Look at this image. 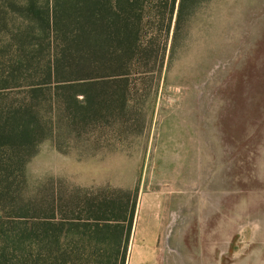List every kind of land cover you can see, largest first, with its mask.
I'll list each match as a JSON object with an SVG mask.
<instances>
[{
  "label": "rangeland",
  "instance_id": "374dc122",
  "mask_svg": "<svg viewBox=\"0 0 264 264\" xmlns=\"http://www.w3.org/2000/svg\"><path fill=\"white\" fill-rule=\"evenodd\" d=\"M177 6L163 70L133 74L125 107L104 96L77 114L59 83L43 88L52 135L5 210L32 232L15 261L119 264L93 231L90 205L135 200L130 240L169 242L172 252L186 245L192 264L196 242L214 240L235 252L226 255L234 264H264V255H243L264 251V0H199L178 19ZM85 84L97 95L119 86Z\"/></svg>",
  "mask_w": 264,
  "mask_h": 264
},
{
  "label": "trees",
  "instance_id": "16d2710c",
  "mask_svg": "<svg viewBox=\"0 0 264 264\" xmlns=\"http://www.w3.org/2000/svg\"><path fill=\"white\" fill-rule=\"evenodd\" d=\"M198 1L0 0V264H21L12 252L32 238L30 228L16 226L22 223L8 219L5 210L24 184L26 163L52 135L38 101L45 85L59 83L62 103L80 104L77 114L104 96L125 107L133 74L163 70L177 3L178 19ZM152 14L158 20L155 36ZM106 80L119 85L114 93L85 91L86 81ZM120 84H125L121 91ZM135 211V200L131 205L106 201L97 211L90 205L93 231L112 243L119 264H126ZM114 212L120 217L108 219Z\"/></svg>",
  "mask_w": 264,
  "mask_h": 264
},
{
  "label": "crops",
  "instance_id": "0c3cea01",
  "mask_svg": "<svg viewBox=\"0 0 264 264\" xmlns=\"http://www.w3.org/2000/svg\"><path fill=\"white\" fill-rule=\"evenodd\" d=\"M196 243L197 250L194 253L193 264H234L233 258L228 260L227 254L234 256L235 252H220L218 241L201 240ZM175 247L176 246H170L169 242L161 243L151 239L130 240L126 264H192L190 257L187 256L186 245L184 246L185 250L172 252L171 248ZM178 248H180V246ZM227 248L230 249L229 246ZM220 254L222 256H220ZM243 255L247 257L256 255L262 256L264 255V251H245ZM243 264L251 263L244 262Z\"/></svg>",
  "mask_w": 264,
  "mask_h": 264
}]
</instances>
